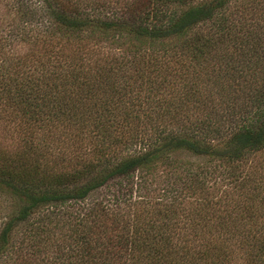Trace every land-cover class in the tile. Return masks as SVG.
Instances as JSON below:
<instances>
[{
  "label": "trees",
  "instance_id": "trees-1",
  "mask_svg": "<svg viewBox=\"0 0 264 264\" xmlns=\"http://www.w3.org/2000/svg\"><path fill=\"white\" fill-rule=\"evenodd\" d=\"M0 10V264H264V0Z\"/></svg>",
  "mask_w": 264,
  "mask_h": 264
},
{
  "label": "rangeland",
  "instance_id": "rangeland-1",
  "mask_svg": "<svg viewBox=\"0 0 264 264\" xmlns=\"http://www.w3.org/2000/svg\"><path fill=\"white\" fill-rule=\"evenodd\" d=\"M0 11H2V10H0ZM10 143H11V141L9 139H7L6 137H4L3 133L0 131V147H10L11 146ZM258 157L264 158V153H262ZM258 157H257V159H259ZM185 158L188 159L190 162H195V163H198V162L202 163L203 162L202 159H197V157H194V156H186ZM159 175H160V173H159ZM102 195H103V193H101V192L95 193L94 195H92L91 197H89L87 199V202L100 199L102 197ZM6 205H7L6 201L3 202V200L2 201L0 200V219H1V216L5 213V206ZM76 206H78V205H76Z\"/></svg>",
  "mask_w": 264,
  "mask_h": 264
}]
</instances>
